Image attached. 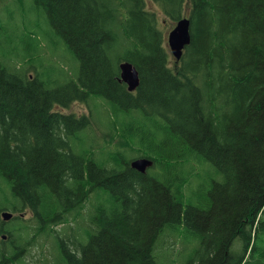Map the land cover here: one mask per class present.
Instances as JSON below:
<instances>
[{"label":"trees","instance_id":"trees-1","mask_svg":"<svg viewBox=\"0 0 264 264\" xmlns=\"http://www.w3.org/2000/svg\"><path fill=\"white\" fill-rule=\"evenodd\" d=\"M149 2L173 21L190 8L191 44L180 64L171 66ZM34 4L79 72L61 67L59 55L44 65L39 38L0 13V193L6 194L0 211L29 210L38 236L92 204L96 192L86 241L68 246L61 235L56 264H159L155 252L167 229L191 250L184 264H264V0ZM124 61L140 74L134 93L120 80ZM74 102L109 108V127L122 132L119 145L152 158L154 167L173 166V177L165 183L132 163L110 168L92 150L75 153L72 140L91 119L58 111ZM135 120L148 128L149 140H135L134 128L120 125ZM16 220V230L1 221L0 241L11 237L16 251L4 250L0 264L17 262L31 244L24 236L31 227L22 225L21 215ZM240 237L236 257L232 246Z\"/></svg>","mask_w":264,"mask_h":264},{"label":"rangeland","instance_id":"rangeland-1","mask_svg":"<svg viewBox=\"0 0 264 264\" xmlns=\"http://www.w3.org/2000/svg\"><path fill=\"white\" fill-rule=\"evenodd\" d=\"M148 5L150 6V9L157 14L163 32L165 33L164 37H166L167 44L168 34L175 26V24H173V22L175 21L171 20L168 16L165 15L160 5H156L152 2H149ZM41 9L42 8L38 10L35 7L34 0H0V13H4L5 18L15 16L20 20V22L25 23V26H27L26 30L29 33L34 34L39 38L41 47L44 49L43 55L46 57L44 60V65L48 63L49 59H52L54 63H57L59 61L57 55H59L63 58L59 62V65L61 67H64L70 73L78 74V61L72 57V54L67 52L65 43L56 34L55 29H53L54 27L48 20L46 12ZM189 10V7L184 6L182 15L188 16V18H190ZM6 54L10 58L17 57V53L13 49H8L6 51ZM170 59L171 66L173 67L175 62L173 61L174 59L171 54ZM35 65L36 67L39 66L38 64ZM54 65L58 69L60 68L59 65ZM29 72L35 75V70L32 69ZM103 106L91 109V111L87 104L82 102H74L68 108L57 109L59 112L66 115L73 114L77 117L87 116L91 119V123L88 128L80 131L77 137H75V140H72L75 153L82 154L83 152L92 150L91 152L96 153L97 159L103 158L105 161H109V163L106 164L110 168H112L111 166L115 164L116 161H123L130 164V162H132L133 160L140 158L141 154L132 152L129 149H125L121 145H119L122 139V132H118L117 134H115L114 131L109 127L111 112L109 108ZM90 115H92L93 118ZM120 125L125 129L133 127L135 131L132 136L135 137V140H149L148 128L143 127V125H141V123H139L137 120H135V123L132 125H127L126 123H121ZM112 138L115 141L114 143H111ZM166 138L167 137L164 134H160L158 139L162 142L165 141ZM112 157H116L117 159L115 161H110ZM171 164H173V161L171 162ZM199 168V172L204 173V170L202 169L203 167L200 166ZM209 169L210 171H213L212 168ZM154 172L157 173L155 174ZM148 173H154V175H157L161 181L166 183L170 178L173 177L174 169L173 166L169 170L164 167L155 166L148 170ZM203 177H205L207 181L205 185H207L209 181V175L203 174ZM218 180H220V182H223V177L220 175ZM199 182L200 181L195 180V183H193L194 189H196L200 185ZM10 192V188L8 187L7 193L11 195ZM5 196L6 194L0 193V209L2 208V206H4L3 204ZM91 197V200H89V202L92 201V204L87 205L78 213H71L68 216L69 220H67V222H64L55 227L48 228V232L42 233L38 236H36L37 229L34 227L35 219L32 217L30 211L25 210L17 213L19 215H22V219L24 220L22 225L31 227L30 232L24 235L25 237L29 236L28 241L31 242V244L26 246V250L24 251V253L17 258V262H13L12 264H56L59 255L57 243L59 242V240H61L59 238L61 235L64 236L66 244L68 246H71V243L74 241L78 243L85 242L87 239V232L91 231L93 228V225L90 222V214L91 211H93L94 197L97 201V193H92ZM108 201L109 200H107L106 202ZM4 212L14 213L13 210L0 211V225L2 221L1 214ZM7 223L10 229L14 227L16 230L20 227L19 220H16L14 222L10 221ZM16 233L15 235H17ZM163 235V239L162 237L160 238L158 248H156V262H158L159 264H184L188 260L191 250L187 248V245L183 242L180 236H172L170 230H165L163 232ZM5 236L7 237L6 239H4L5 243H2L0 241V255L2 252H4V250L8 252L16 251V244L8 243L12 238L7 235ZM1 239L2 235H0V240ZM242 245H244V242L241 237L237 238L234 241L232 252L236 257L241 255L243 250ZM9 247L11 248V250Z\"/></svg>","mask_w":264,"mask_h":264},{"label":"water","instance_id":"water-1","mask_svg":"<svg viewBox=\"0 0 264 264\" xmlns=\"http://www.w3.org/2000/svg\"><path fill=\"white\" fill-rule=\"evenodd\" d=\"M191 21L187 17L179 20L174 29L168 35V46L176 58L180 61L183 57L185 48L191 44ZM120 80L127 84L130 92L136 91L140 85V74L138 69L130 62L120 64ZM149 158H139L132 162V167L141 173H146L148 168L154 165ZM14 215L9 212L2 213L4 221H10Z\"/></svg>","mask_w":264,"mask_h":264},{"label":"bare ground","instance_id":"bare-ground-1","mask_svg":"<svg viewBox=\"0 0 264 264\" xmlns=\"http://www.w3.org/2000/svg\"><path fill=\"white\" fill-rule=\"evenodd\" d=\"M188 18V17H187ZM188 19H190V21H191V18H188ZM137 160V159H136Z\"/></svg>","mask_w":264,"mask_h":264}]
</instances>
